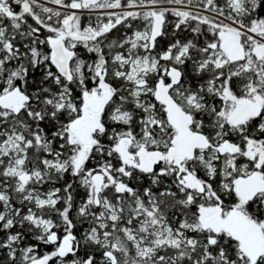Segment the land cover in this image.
I'll return each instance as SVG.
<instances>
[{
	"label": "snow or ice",
	"instance_id": "1",
	"mask_svg": "<svg viewBox=\"0 0 264 264\" xmlns=\"http://www.w3.org/2000/svg\"><path fill=\"white\" fill-rule=\"evenodd\" d=\"M0 264H264V0H0Z\"/></svg>",
	"mask_w": 264,
	"mask_h": 264
}]
</instances>
